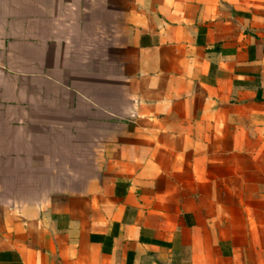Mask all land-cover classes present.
<instances>
[{
	"label": "crops",
	"instance_id": "obj_1",
	"mask_svg": "<svg viewBox=\"0 0 264 264\" xmlns=\"http://www.w3.org/2000/svg\"><path fill=\"white\" fill-rule=\"evenodd\" d=\"M0 264H264V0H0Z\"/></svg>",
	"mask_w": 264,
	"mask_h": 264
}]
</instances>
